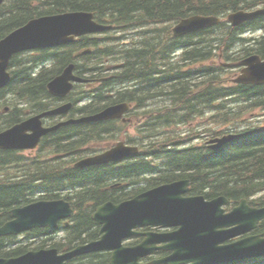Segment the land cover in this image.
Listing matches in <instances>:
<instances>
[{"label":"trees","instance_id":"trees-1","mask_svg":"<svg viewBox=\"0 0 264 264\" xmlns=\"http://www.w3.org/2000/svg\"><path fill=\"white\" fill-rule=\"evenodd\" d=\"M259 5H264V0H5L0 5V39L32 17L70 10L92 11L99 21L114 24L116 31H135V34L128 37V45L121 42L127 39L124 36L119 37L120 42L116 43L111 32L103 34L104 36H86L75 43L41 51L35 58V61L41 59L43 63L52 59L53 65L38 63L33 66L32 61L25 64L15 62L12 80L0 88V110L6 105L11 107L8 114L0 113V130L20 121L26 109H29V104L34 110H45L53 105L56 100L49 94L47 84L70 62H76V68L82 75L88 74L91 78L107 77L95 87L88 105L80 109L86 113L96 112L108 104L122 100H129L133 104L142 103L152 95V90L165 88L162 84L170 82L172 89L166 90L165 95L173 101L176 110L171 113L172 117L156 118L147 125V130L158 133L157 142L161 143L172 140L170 133H160V130L167 129L178 121L188 122L193 114L213 107L217 95L264 99V85L233 84L225 87V68L207 63L214 56V40H218L220 46L229 48L238 39L240 31L264 29V14L239 27L231 26L223 20L216 26L196 33L176 39L169 38L168 42L173 44H186L183 55L180 54L177 61L172 63L169 56L177 46L169 43L163 47L165 49L161 48L162 35L156 33L162 30L155 28L162 24L165 28L170 25L166 28L170 34L172 24L191 14L225 17L229 11L251 9ZM148 27L151 28L140 31ZM211 35L215 37H209ZM257 41L254 50L263 56L264 35ZM87 47H92L90 53L78 55L79 49ZM185 60L188 63L182 65ZM119 64H122L120 68ZM119 81L132 84L123 95H107L106 90L114 92L113 83ZM17 100L26 105L24 112L15 109ZM226 106L220 104V123L234 122L238 118L234 114H245L257 107H264V103L253 102L250 105H237L236 108ZM107 128H115V122L69 124L52 132L44 140L41 151L53 146L60 156L57 159L58 166L37 164L34 172L27 171L29 165L22 166V163L35 162V158L11 161L13 151L0 150V165L10 166L13 163L27 171L23 172L21 179L8 178L0 181L2 216L9 217V209L13 205L28 201L30 193L36 188L42 191H48L46 189L49 188L59 189L77 209L71 225L72 231L79 237L85 233L89 237L96 225L91 217L92 208L108 199L118 202L125 196L123 188H107V183L112 179L126 181L138 173L151 172L153 167L147 161L151 156L157 159L168 157L164 162L167 171L162 176L169 178L189 174L193 178L194 190L199 191L198 188L203 186L206 195L225 194L239 198L264 187V129L259 127L252 128L251 132H246L220 149H178L175 145H179L181 140L175 137L178 144H165L151 149L150 142L145 156L120 165L108 163L85 168L70 167L74 158L85 152L81 147L96 138L101 139ZM69 153L74 155L69 157ZM150 179L153 180L151 177ZM16 251L10 250L8 255L15 254Z\"/></svg>","mask_w":264,"mask_h":264},{"label":"water","instance_id":"water-1","mask_svg":"<svg viewBox=\"0 0 264 264\" xmlns=\"http://www.w3.org/2000/svg\"><path fill=\"white\" fill-rule=\"evenodd\" d=\"M261 14H264V9L248 12L238 11L231 13L229 20L234 25H239ZM219 21L220 19L215 16L194 15L182 20L174 28V31L176 35H183L216 24ZM108 28L111 26L96 22L93 13L85 11L46 15L30 20L0 41V88L6 86L10 81V73L7 68L14 54L28 49L67 44L73 41L74 36L100 32ZM242 63L246 67L236 79L237 82L264 83V61L259 56L247 58ZM74 68L75 65L70 64L62 74L49 83L48 87L52 94L64 96L72 89V81L87 80L74 75ZM70 108L71 104H67L32 117L0 133V147H35L42 135L58 129L61 125L76 121H100L121 117L126 111L127 105L110 106L97 114L80 120H70L52 128L42 127V116L67 112ZM28 130H32L33 133L27 134L26 131ZM228 140L227 137L218 139L219 146ZM135 151V149L120 143L107 153L85 159L79 165L107 163L131 155ZM187 183L185 181L162 185L121 204L107 202L99 207L94 218L105 224L103 230L106 235L101 240L102 247L116 250L112 257V264H123L121 262L124 261L131 264L137 262L140 253L144 254V250L140 252L142 247L139 249L122 247V240L132 233L133 227L156 222L170 223L172 220L181 224L180 230L166 238L153 239L152 236L148 237L143 244L146 249L145 253L153 250L154 246L149 248V244L154 245L156 242L171 240L172 244L169 248L174 249V255L163 260V262L171 264L184 263L193 259L198 260L197 257L200 259L199 262H196L197 264H213L219 261L264 254V240L258 238H251L228 246L218 245L217 243L226 236V232L216 229V225L221 227L237 224V227L232 228L229 232L231 234L243 233L248 228L250 221L264 217V208H250L244 201L232 212L224 214L222 205L225 203V197L212 201H206L203 196L183 198L181 195L186 191ZM12 212L17 219L0 229V234L18 233L48 223L55 225L58 218L70 214V208L64 201H54L40 202L14 209ZM176 257L183 258L182 262L174 259ZM62 260L56 251H51L29 253L16 259H0V264H62Z\"/></svg>","mask_w":264,"mask_h":264},{"label":"rangeland","instance_id":"rangeland-1","mask_svg":"<svg viewBox=\"0 0 264 264\" xmlns=\"http://www.w3.org/2000/svg\"><path fill=\"white\" fill-rule=\"evenodd\" d=\"M162 25L159 27H155V28L162 30L156 34H160L164 38L167 35V30ZM166 26H168L166 28H169L170 25H166ZM150 28L151 27L142 28L140 31H147ZM260 35H261V31H256L254 33H250V31H245L241 35L242 36L241 38H243V40L238 42L237 47H242L243 45H248L249 40L252 36H260ZM168 43H169L168 41L164 40L161 44V48L165 47ZM37 56H38V54H36V53H28L27 52L21 56H18L17 59L15 60V62H20V63L25 64L31 60L33 62L32 65L34 66L35 64L41 63V61H42L41 59L35 61V58ZM119 86H120V84L116 83L115 89ZM78 91L79 92L85 91L87 93H90L92 90H90L88 87H84V88L78 87ZM81 102H82L81 105H83V104H85L84 102H87V99H84ZM14 106L16 107L15 109H17L19 112H24L23 110H25V108H27L26 105L23 103V101H18V100L15 101ZM29 108H31L30 104H29ZM252 114H254L256 116L252 117V119L249 120L247 123L244 122L243 123L244 127H246L249 124H259L261 126H264V109H256L252 112ZM199 124H201V125H199ZM181 128L184 130L189 129L188 125L181 126ZM192 128H193L192 130H194V132L197 131L199 135L207 134V132L211 129L216 130L217 134L222 135L225 132L229 131V129L232 127H231V125H218V126H216V124L215 125H209V120L207 118V119L196 120V122L192 125ZM206 130H208V131H206ZM130 132H131V135H135L134 129H131ZM193 143H195V145L203 144L202 140L200 141V139L194 140ZM149 144H150L149 139L148 138L145 139V141L143 142V145L146 148H144L142 146L144 149L143 151L149 150V148H150ZM103 145H104L103 142H101V143L96 144L95 146L99 147V146H103ZM178 149H180V147H178ZM37 153H38V150H35V151H16V152L14 151L13 154L10 156V158H11V160H13L15 158H20L21 160H24V161L30 160L29 158H35V160H36L35 162L29 161V162H23L22 163V166L29 165L30 168L27 171H32V172H34V170H36L37 164L39 166H42V165L47 163L49 165H53L56 167L58 166L59 162H58L57 156H56L57 151L53 148V146L52 147H50V146L46 147L45 151L41 154L40 157L37 156ZM145 153L146 152H144L142 156H145ZM73 155H74V153L68 154L69 157H72ZM167 159H168V157H166V156L164 158L156 159L155 164L163 163ZM22 166H16L13 163L11 164V167H9V168H8V166H0V180H3L5 178L6 179L10 178L11 180L21 179V175L23 174V172H27L23 169ZM148 177H150V176H148ZM144 184H147V182H145ZM126 188H133V186L131 185V186H128ZM38 196H39V193L36 192L33 195V198H37ZM263 196L264 195L262 194V195H259L258 197H263ZM53 242H54L53 239H49L48 245H50Z\"/></svg>","mask_w":264,"mask_h":264},{"label":"flooded vegetation","instance_id":"flooded-vegetation-1","mask_svg":"<svg viewBox=\"0 0 264 264\" xmlns=\"http://www.w3.org/2000/svg\"><path fill=\"white\" fill-rule=\"evenodd\" d=\"M165 28V27H164ZM166 29V28H165ZM167 30V29H166ZM164 40H166V41H169V34H168V31H167V35L163 38L162 37V40H161V43L164 41ZM237 55V50L233 53V56H236ZM154 96H152V98H153ZM152 98H149V99H145L144 100V102H142L143 104H149V103H151V99ZM219 100H220V97L219 96H216L215 97V99H214V101L213 102H219ZM240 100H242V98H240ZM245 100V102H248V101H252V100H257L256 98H253V97H249V98H245L244 99ZM147 101V102H146ZM152 107H151V104H149L147 107L146 106H144V107H142V110H146V109H151ZM168 110V112H166L165 114H164V116L165 117H167V118H169V117H171L172 115H171V107L169 108H166V111ZM155 111H156V109H155V107H154V113H155ZM150 114V113H149ZM134 117H136L137 115H133ZM121 122H122V120H120ZM122 131H123V128H122V126H120V133H122ZM106 132H107V130H106ZM208 136L209 137H211V136H214V135H212L211 133H209L208 134ZM198 139H200V138H198V137H195V138H191L190 140H188V141H186L185 142V146L186 147H184V148H188V146L189 145H192V147H206L205 145H203V144H197V145H195V143H193V141L194 140H198ZM200 141H201V139H200ZM109 145H111V144H109ZM210 147L212 148V149H214L213 147H212V145L210 144ZM120 164H121V162H120ZM193 179V178H192ZM160 180V179H159ZM162 180H165V181H167L166 179H161V181ZM192 182H191V187H190V190H189V192H188V194L189 195H195V194H201V193H203L205 190H204V187L202 186L201 188H198V189H200L199 191H195L194 190V184H193V180H191ZM164 182V181H163ZM209 198L208 199H212V198H214V196H208ZM236 201L237 200H234L233 202L234 203H236ZM251 204H255V205H260V206H264V202H261V201H259V202H257V201H251L250 202ZM3 224L1 223V220H0V227L2 226ZM98 233H99V231H98ZM98 233H97V235H98ZM89 238H90V236H89ZM144 239V237H142V236H140V235H138L136 238H134V239H132L131 241H129V243H133V244H137V243H140L142 240ZM2 246H8V236L6 237V236H1L0 237V249L2 248ZM168 254H170V251H166V250H156L153 254H151L150 256H147V257H145L144 259H142L143 261H145V262H148V261H150L151 259H155V258H158V257H161V256H165V255H168ZM147 258V259H146Z\"/></svg>","mask_w":264,"mask_h":264},{"label":"bare ground","instance_id":"bare-ground-1","mask_svg":"<svg viewBox=\"0 0 264 264\" xmlns=\"http://www.w3.org/2000/svg\"><path fill=\"white\" fill-rule=\"evenodd\" d=\"M174 48V47H173ZM163 49H165V48H163ZM172 51V50H171ZM159 58H161L160 56H159ZM164 59V58H163ZM21 68V67H20ZM33 69V68H32ZM186 82H184V84H185ZM192 83V82H191ZM220 84V83H219ZM190 85V84H189ZM182 87V86H181ZM190 88V87H189ZM190 90H191V88H190ZM194 90V89H193ZM189 92V91H188ZM179 107V106H178ZM181 107H182V105H181ZM227 107V106H226ZM206 109V108H205ZM179 111V110H178ZM184 112V111H183ZM230 112V111H229ZM183 114V113H182ZM179 119V118H178ZM255 135V134H254ZM90 212V211H89ZM83 228V227H82ZM147 259V258H146Z\"/></svg>","mask_w":264,"mask_h":264}]
</instances>
